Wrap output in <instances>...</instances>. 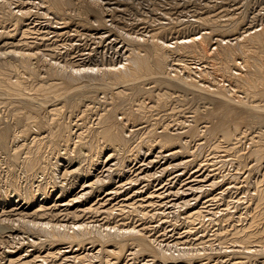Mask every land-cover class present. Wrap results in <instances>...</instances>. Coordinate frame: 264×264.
<instances>
[{
    "label": "bare ground",
    "instance_id": "6f19581e",
    "mask_svg": "<svg viewBox=\"0 0 264 264\" xmlns=\"http://www.w3.org/2000/svg\"><path fill=\"white\" fill-rule=\"evenodd\" d=\"M181 1L184 3L163 0L159 18H165L164 21L151 25L146 37L128 33V60L99 69L79 62H61L56 57V46L45 43L40 48L38 37L27 38L32 32L30 25L24 23L27 8L21 6L20 0H0V103L1 95L6 94L10 108L6 113L9 120H3L0 113V167L14 185L13 194L1 191L0 170V264H115L124 250H135L150 258L151 263L148 260L149 263L140 264L171 262V259L176 260L172 264H191V253L225 256L230 264L264 260L263 181L256 182L248 193L249 201L242 202L246 210L237 214L239 218L244 213L246 222L230 228L216 227L207 237L195 236L192 241L177 238L165 244L159 240L156 246L146 234H151L150 228L143 223L137 229L125 228L124 222L101 229L75 222L76 211H93L98 205L92 203L72 210L82 197L95 194L93 188L80 194L71 193L77 187L82 185L84 189L95 183L105 189L112 187L117 174L124 171L131 159L138 154L146 156L152 150L186 156L183 153L191 151L187 139H182L186 136L198 144L210 143L218 156L236 163L238 168L244 169L249 159L254 161L250 162L251 167L264 162V19L261 25L250 24L246 5L220 7L212 0L211 4ZM42 2L57 14L65 28L81 25L84 29L103 32L111 19L121 30L145 22L143 16L134 23L121 15L119 18L121 11L136 6L129 0ZM154 4L157 6L159 2ZM261 12L264 15V6ZM199 27L206 28L208 39L189 35ZM185 32L188 33L184 37H177ZM17 34L21 37L17 38ZM170 34L176 40L169 44L165 36ZM146 99L151 102L147 103ZM94 101H100L101 107L91 103ZM126 105L129 109L118 110ZM184 108L191 114L180 119ZM73 114L77 120H73ZM201 119L205 121L199 126ZM172 124L177 126L172 129ZM74 125L78 126L76 130ZM93 142L96 145L90 144ZM70 145L79 154L73 155L72 159L76 160L71 161L73 166H63L59 158L69 153ZM84 150L113 159L107 172L96 177L91 170L83 168L79 156ZM96 160L97 157L92 164ZM18 170L25 181H30L26 188L17 184ZM247 171L245 175L249 177L250 169ZM145 175L146 179L151 176ZM44 176L46 180L42 181ZM33 178H38L35 189ZM112 194L110 191L108 196ZM185 195L176 193L182 199ZM198 196L190 195L194 202ZM142 204L141 201L126 203L140 210L145 209ZM184 212V231L195 232L203 212L198 207ZM219 215L222 220L230 215V221L235 220L227 207L217 212ZM71 217L73 220H69ZM25 226L32 231L21 230ZM84 239L96 246V251L82 253L78 247H72L71 244L80 246ZM213 241L217 243L213 248L218 250L211 249ZM66 244L67 248H63ZM120 263L126 264L124 259Z\"/></svg>",
    "mask_w": 264,
    "mask_h": 264
},
{
    "label": "rangeland",
    "instance_id": "374dc122",
    "mask_svg": "<svg viewBox=\"0 0 264 264\" xmlns=\"http://www.w3.org/2000/svg\"><path fill=\"white\" fill-rule=\"evenodd\" d=\"M124 1H128V0H123V2ZM129 1L136 3V6L125 12L121 11L119 13V18L121 15L123 19H128V20L131 19V21L134 23V21L138 17L143 16L145 17L144 18L145 22L137 23L135 28L133 29L124 28L123 30L124 31L126 30L125 32L121 30V28H118L116 21L114 20L112 21V19L109 20L110 22L109 21L107 22L108 24L106 25V28L103 29L104 30L103 32L97 31L95 29H90V28H86L87 29L86 30L81 25H72V26L65 28L63 27L62 21L57 16V14L53 13L50 9H48V7L43 6L46 3L42 2V0H33V1L32 0H20V4L21 6H23L24 9L27 8L28 10L27 15L25 16V19H24L25 20L24 23H27L28 26L30 25V28L32 29V32L28 34L29 36L27 37L29 40H32L38 37L39 38L38 43L40 45L39 46L40 48L45 47L46 44H48L49 46H53V47L56 46L54 47L56 50L55 52L56 57L58 56L57 59H59L61 62L64 61L63 63H65L66 61H70V63L72 62L73 64L75 62L76 63L79 62L82 64H89L91 67H94V68L104 69L110 65L123 64V62L128 60L127 55H126V53H128L130 49L128 45V40H129L128 33L130 36L135 35V37L140 36V38H143V36L146 37L147 32L150 29L151 25H157L160 23V20L161 21L165 20V18L163 19L159 18L160 9L163 8L164 6V4L162 5L163 0H157V1L156 0H150V1L142 0V2L141 0H138V1L129 0ZM212 1H215L216 5L220 7H222V5L227 6V7H238V8L242 7L243 5L248 6L246 18L250 24L259 23V25H261L260 21L264 19L263 12H261V8L264 6L263 0H237V1L236 0H212ZM212 1L211 0H198V2L200 3H209V4L213 3ZM155 2H159V4H157L156 6L154 4ZM179 3L183 4L184 1L179 0ZM44 13H46V15ZM149 13H150V16H149ZM30 16L32 17L30 18ZM149 17L150 19H153V20H150ZM122 18L120 19L121 21H122ZM158 19H159V22L156 21ZM42 22H46V24ZM193 23H196V22H193ZM114 24H116V27ZM196 25H201V24L196 23ZM76 30L78 33H76ZM80 30H83V31H80ZM57 31L62 32V33H57ZM70 31H71V34H70ZM121 31H123V33ZM144 31H146V33ZM204 31H207L206 28L199 27L198 30L190 33L189 35L191 34L198 35V36L202 35L204 39H208L209 37L205 35ZM79 32L81 33V35ZM105 32L108 34H104ZM124 33H127V34L125 35ZM130 33L133 35H131ZM187 33L188 32H185L183 34L178 35L177 37L182 38ZM33 34L35 36L31 37ZM100 34H103L104 36ZM19 36L20 34H17L16 37L19 38ZM48 36L50 37L48 38ZM107 39L109 41H107ZM165 39H166V42L169 41V44L172 41L176 40V38H173V35L171 34L170 36H165ZM90 43L93 45H91ZM87 50H90V53H87L89 52ZM172 57L173 56H171L170 60L172 59ZM97 81H101V79H97ZM1 100H3V102L0 103V113L2 114L3 120L4 119L9 120L10 116L8 117V114H6L7 111L10 110L7 95L2 94ZM146 102L150 103L151 101L146 99ZM91 103H94L95 105L99 107H101L102 105L100 101L99 102L94 101ZM124 109H129L128 105L118 107V110H124ZM186 109L187 108L182 109L180 119H187L189 117L188 115L191 114L190 110L186 111ZM161 112L167 113L164 110H161ZM73 120H77V116L75 114H73ZM204 121L205 119H201L199 126ZM174 125L175 124H172L171 126L172 129L175 128ZM77 127H78L77 125H74L73 130H76ZM182 139H187V142H188L187 145L191 149V151L183 153V154H188L186 156H181V155L172 156L169 153L158 152L157 150H152L146 156L138 154L133 159L130 160L127 167L125 166L124 171L121 174H117L119 176H117L114 182L111 184L112 187L105 189L104 187H101L99 183H95L94 184L95 186L93 185V187H86L82 189V185H80L74 191H72L73 190L72 189L71 190L72 192L70 191L71 193L80 194V191L82 190L85 191V189L88 190L89 188L90 190V188H93V191L95 193L91 197H88V198L82 197V200L77 205L71 208L72 210H75L76 208L80 209L85 206L87 207L89 204H92V203H95V205L98 204L96 207V210H93V211H82V210L76 211L75 213H77L78 216L75 217V220H76L75 222L78 224L83 223L84 225L93 224L101 229L113 228L117 225L116 224L117 222L118 223L124 222L125 228L128 227V228L137 229V228H141L142 227L141 224L143 223L150 228L149 233L151 234H148V233L146 234L150 236V238L152 239L154 244H156V246L159 240L165 244L168 242L172 243L171 240L174 242L177 238H186L188 241H192L195 236L207 237L210 233L214 231L216 227L230 228L234 225H238V224H242L246 222L247 219L244 213L239 218H237V214L246 210V206L242 202L249 201L248 193L254 189L256 182L257 181L264 182V162L258 166L256 165V166L251 167L250 164L254 161L249 159L247 160L248 161L246 162L247 166L245 165L244 169L240 167L238 168V165L236 163H231V162L229 163V161H226V158H224L223 156H218L213 151V147L210 143L198 144V142H194L193 140H190L187 136L186 138L183 137ZM132 140L133 138L130 141ZM90 144L96 145L95 142L90 143ZM69 148H70L69 149L70 151L68 150L69 153L62 155L59 158V161L61 165L63 166L66 165V166L71 167L74 165L71 163V161L74 160L72 159L73 155L77 156L79 153L77 152L76 147H72L70 145ZM244 149L246 150V148ZM96 157H97L96 162L92 164L94 158ZM79 159L83 162L82 164L83 168H86L87 170H91L90 173L92 174L95 173L94 175L96 177L98 175L102 176V174L106 173L107 168L110 167L109 165L113 163V159L111 160V158L110 159L105 158L104 155L102 156L100 154L98 156L97 153L89 152L87 150H84V153H82V155L79 156ZM146 162L147 164L145 165ZM249 169H250L249 177H246L245 173H247L248 172L247 170ZM0 170H1V175L3 178V180L1 181V191L4 194L6 193L13 194L14 185L10 181H8V178L3 173L2 167H0ZM145 173L151 174L149 179H146L147 176L145 175ZM237 173H239L240 175L239 174L236 175ZM235 177H237L236 180H235ZM16 179H17V184L21 185L22 188H26L27 186H29L30 181L28 182L27 179L25 181L22 174L19 172V170L16 173ZM35 179H38V178H33L31 180V183L34 184V185L31 184L34 187L33 189H35V187L38 185L37 184L38 182ZM43 180H46L45 176L43 177L42 181ZM58 184H61V183L58 182ZM110 191L113 192L112 195H109L111 198H109L108 196ZM177 192H184L186 194L184 199L176 196ZM39 195L40 194H38L37 196ZM190 195L193 198L199 195L196 202H194V199L193 200L191 199ZM100 196L102 198H100ZM186 200L188 202H186ZM191 200L193 202H190ZM129 201L130 202H133V201L140 202L141 201L144 203L142 205L145 207V209L140 210L138 209V206L130 207L126 205V203H130ZM103 202H105L104 205H102ZM147 202L148 203L150 202L151 205H145L147 204ZM111 204H114V205L110 207ZM4 205L6 208H10L8 207L7 204H4ZM120 206H122L123 210H121ZM197 207L200 208V210L203 212V217L201 220H199V227L194 228L195 232L192 231V233H186L183 227L184 226L183 217L185 214L184 211L189 210L191 208H197ZM226 207H227V210L230 211V213L232 212L234 215L235 220H233V222L230 221L231 215L226 220H222L220 218V215L217 216V212H219L220 210L222 211ZM107 208H112V209H115L116 211H114L113 213L110 210H104ZM142 211H144L145 213H141ZM73 218L74 217H71L69 218V220H73ZM25 227L27 229L23 228L21 230L32 231L30 227L28 226H25ZM210 229L212 230L210 231ZM215 241L218 243L217 240ZM215 241H213L211 249L213 247H217L216 246L217 243ZM67 245L68 244H66L63 248H67ZM71 245L73 248L78 247L79 252H82V253L94 252L97 249L96 246L91 245L88 242V239H84L80 246H76L75 244H71ZM190 245L191 243L188 246ZM214 250H218V249L215 248ZM186 251L189 252V250H186ZM25 252H27L26 249H25ZM175 254H178V252ZM190 257H191L190 258L191 264H228L229 263V259L227 257L225 258L224 256L225 258L224 259L223 256H221V258L224 259L222 260L220 257H216L215 254L214 255H202V254H197V253H191ZM148 258H149L148 256L141 255V253H138V252L136 253L135 250H124V254L122 258L119 259L118 262H115V264H121L120 262L122 259H124L126 264H140L141 262H144V261L148 262V260L150 259ZM181 258L183 259V257ZM226 259L228 260L226 261ZM261 259L262 258L253 260L252 263L251 261L243 262V264H260V263L264 264V260H261ZM174 261L176 260L171 259V262L170 260H168L167 262H162V261L155 262L154 261L153 264H172V262ZM96 262H99V261L96 260ZM77 264H81V263L77 262ZM101 264H105V263H101Z\"/></svg>",
    "mask_w": 264,
    "mask_h": 264
}]
</instances>
